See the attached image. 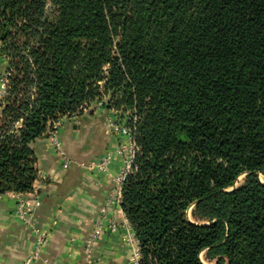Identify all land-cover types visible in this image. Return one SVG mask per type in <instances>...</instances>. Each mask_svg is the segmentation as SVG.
<instances>
[{"label": "trees", "instance_id": "obj_1", "mask_svg": "<svg viewBox=\"0 0 264 264\" xmlns=\"http://www.w3.org/2000/svg\"><path fill=\"white\" fill-rule=\"evenodd\" d=\"M0 195L86 108L140 151L122 209L140 264H264V0H0Z\"/></svg>", "mask_w": 264, "mask_h": 264}, {"label": "crops", "instance_id": "obj_2", "mask_svg": "<svg viewBox=\"0 0 264 264\" xmlns=\"http://www.w3.org/2000/svg\"><path fill=\"white\" fill-rule=\"evenodd\" d=\"M0 58V77L5 73ZM2 97L0 96V99ZM112 113L100 107L63 118L57 133L71 160L65 169L49 137L37 140L33 149L39 179L31 194L0 195V264H24L36 244V229L47 236L42 259L35 264H82L84 243L101 217L102 207L114 186L113 176L125 167V157L116 153L125 137L114 130ZM115 153L108 173L91 171L83 164ZM41 200L33 219L26 224L17 213L19 200ZM122 223V216H118ZM110 220L106 221V225ZM135 250L124 239V231H107L96 244L95 264H134ZM49 262H44V260Z\"/></svg>", "mask_w": 264, "mask_h": 264}, {"label": "built area", "instance_id": "obj_3", "mask_svg": "<svg viewBox=\"0 0 264 264\" xmlns=\"http://www.w3.org/2000/svg\"><path fill=\"white\" fill-rule=\"evenodd\" d=\"M9 82L8 74L4 73L0 77V96L3 97L6 94L7 86ZM59 123L54 124V131L50 135V140L52 142L53 148L56 152L57 157L62 162V165L67 169L70 165V158L65 150L64 144L61 141L57 129ZM114 130L118 135L125 137V141L116 150V153L125 157V167L119 173L113 176L114 186L107 198L105 205L101 210V217L96 222L94 230L91 235L85 240L84 243V260L82 264H95L94 252L96 244L104 237L107 231L115 233L122 229L124 231V239L132 248H134L136 254L134 259V264H140V247L139 241L135 235L132 225L127 219L123 209H122V199H123V186L134 170V162L137 153L140 151V147L135 142L132 137L131 131L123 125L114 124ZM115 153L109 152L101 159L94 162L83 164L85 168L98 172V173H108L110 171V166L113 162ZM41 200L39 197H35L32 200L20 199L17 206V213L21 219L28 225L33 224V219L37 210L41 206ZM122 216V223H118V216ZM110 220L108 225L106 221ZM36 244L31 255L27 258L24 264H35L38 260L42 259L43 251L47 245V236L40 230L36 229ZM44 262H49V260H44Z\"/></svg>", "mask_w": 264, "mask_h": 264}]
</instances>
